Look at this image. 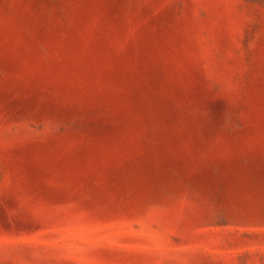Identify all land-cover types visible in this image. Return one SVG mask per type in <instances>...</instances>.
I'll return each mask as SVG.
<instances>
[{"label": "rangeland", "instance_id": "374dc122", "mask_svg": "<svg viewBox=\"0 0 264 264\" xmlns=\"http://www.w3.org/2000/svg\"><path fill=\"white\" fill-rule=\"evenodd\" d=\"M0 264H264V0H0Z\"/></svg>", "mask_w": 264, "mask_h": 264}]
</instances>
